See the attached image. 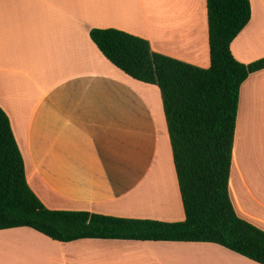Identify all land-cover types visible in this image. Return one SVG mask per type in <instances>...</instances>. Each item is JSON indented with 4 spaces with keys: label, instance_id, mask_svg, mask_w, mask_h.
<instances>
[{
    "label": "crops",
    "instance_id": "0c3cea01",
    "mask_svg": "<svg viewBox=\"0 0 264 264\" xmlns=\"http://www.w3.org/2000/svg\"><path fill=\"white\" fill-rule=\"evenodd\" d=\"M249 1L251 19L231 44L243 64L264 58V0ZM92 29L210 66L206 0H0V108L27 182L49 210L183 222L160 91L111 64ZM229 194L264 231V70L240 88ZM0 264L258 263L211 243H61L15 228L0 230Z\"/></svg>",
    "mask_w": 264,
    "mask_h": 264
},
{
    "label": "trees",
    "instance_id": "16d2710c",
    "mask_svg": "<svg viewBox=\"0 0 264 264\" xmlns=\"http://www.w3.org/2000/svg\"><path fill=\"white\" fill-rule=\"evenodd\" d=\"M209 68L159 54L140 37L92 29L103 56L158 87L185 220L168 223L85 211H53L30 188L8 116L0 108V230L29 228L61 243L78 240L211 243L264 264V231L241 219L229 194L242 84L264 58L238 62L231 44L251 19L249 0H206Z\"/></svg>",
    "mask_w": 264,
    "mask_h": 264
},
{
    "label": "bare ground",
    "instance_id": "6f19581e",
    "mask_svg": "<svg viewBox=\"0 0 264 264\" xmlns=\"http://www.w3.org/2000/svg\"><path fill=\"white\" fill-rule=\"evenodd\" d=\"M152 104V103H151ZM147 148V147H146ZM154 152V151H153ZM161 170V169H160ZM157 171V170H156Z\"/></svg>",
    "mask_w": 264,
    "mask_h": 264
},
{
    "label": "rangeland",
    "instance_id": "374dc122",
    "mask_svg": "<svg viewBox=\"0 0 264 264\" xmlns=\"http://www.w3.org/2000/svg\"><path fill=\"white\" fill-rule=\"evenodd\" d=\"M235 171H236V167H235Z\"/></svg>",
    "mask_w": 264,
    "mask_h": 264
}]
</instances>
